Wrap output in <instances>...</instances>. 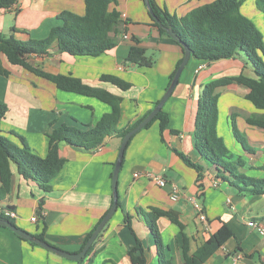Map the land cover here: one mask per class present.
Wrapping results in <instances>:
<instances>
[{
  "label": "crops",
  "instance_id": "crops-1",
  "mask_svg": "<svg viewBox=\"0 0 264 264\" xmlns=\"http://www.w3.org/2000/svg\"><path fill=\"white\" fill-rule=\"evenodd\" d=\"M156 1L181 18L214 0ZM18 2L17 6L0 11V33L24 42L46 38L52 28L63 24L60 19L63 12L85 13V0ZM113 8L120 12L126 29L118 34L120 42L114 49L97 57H76L53 46L49 54L31 55L29 62L48 73L73 75L87 85L121 97L118 128L123 129L156 107L168 90L170 76L184 56L174 39L159 33L143 0H121L116 6L112 5ZM133 38L141 42L147 55L154 60L152 67L138 68L128 62ZM246 60L241 54L211 62L198 71L203 61L190 58L163 106L170 120L163 134L164 140L160 134V122L156 121L150 128L134 135L127 146L118 182L121 207L99 237L98 253L92 264H133L128 251L136 245V236L147 250L148 264H158L154 239L146 229L144 218L137 212L139 209L147 211L150 207L178 214V220L185 225V233L192 239V252L222 223L231 227L234 236L205 264H264V236L248 226L249 221L264 226V196L243 195L212 169H204V179L198 183L196 168L180 155L186 156L193 164H204L195 137L200 96L215 80L241 74L254 77L251 66L245 65ZM1 62L10 72L9 77L0 74V102L8 106L2 129L10 138H14L13 131L23 135L32 151L42 157L48 153L49 139L45 132L50 123L54 124L53 128L67 124L86 130L112 111L110 105L97 98L60 90L52 82L11 65L3 55ZM187 67L190 68L187 70ZM104 74L117 75L131 82L133 87L124 91L103 82L100 78ZM218 92L221 94L219 136L232 153L242 158L248 156L249 165L256 170H249L247 175L264 178V129L247 122L248 118L260 113L246 99L249 89L232 84L218 89ZM232 117L243 135L241 142L234 134ZM121 144L122 139L109 137L98 150L92 151L61 143L59 153L65 164L51 181L50 192H45L35 181L22 178L13 166L12 192L0 202V208L13 207L16 226L32 234L41 231L45 219V240L64 251L78 253L113 205L112 177ZM137 172L161 175L168 183L160 187L145 176L135 178ZM173 185L180 189L177 201L171 199ZM194 198L200 202L208 218V231L198 217ZM34 216L36 222L32 221ZM158 225L167 256L174 264H183L180 228L168 217H161ZM0 264L80 263L41 246H33L9 228L0 226Z\"/></svg>",
  "mask_w": 264,
  "mask_h": 264
},
{
  "label": "trees",
  "instance_id": "trees-1",
  "mask_svg": "<svg viewBox=\"0 0 264 264\" xmlns=\"http://www.w3.org/2000/svg\"><path fill=\"white\" fill-rule=\"evenodd\" d=\"M17 1L19 0H0V11L12 8ZM120 1L85 0V13L83 15L68 11L61 13L60 19L63 24L52 28L49 35L41 40L32 39L24 42L0 33V74L2 76H10V72L3 67L1 62V56L3 55L11 65L21 67L52 82L60 90L94 97L112 107L110 113L104 114L95 126L86 130L67 124L53 128L54 124L50 123L45 132L49 139L48 153L45 157H42L32 151L23 135L13 131L11 134L14 138L7 136L2 129V121L8 112V106L6 103L0 102V202L4 201L12 192L15 180L13 166H16L17 173L22 178L27 181L33 180L45 192H50L52 190L51 181L58 176L65 164V160L60 157L59 153L61 143H66L77 149L98 150L109 137H118L123 140L131 130L136 128L152 112L153 109L135 123L119 129L123 102L121 97L102 88L87 85L80 78L73 75L48 73L29 62L31 55L49 54L53 46L58 47L62 53L76 57H97L114 49L120 42L118 34L126 31L123 27L120 12L114 8L111 9L112 5L116 6ZM143 1L145 2V0ZM246 1L214 0L178 18L166 8L161 7L156 0H150L152 11L160 20L162 26L153 19L151 14L150 16L161 35L170 38L167 29H173L190 48L192 58L211 63L236 58L241 54L245 55L247 59L245 65L251 66L254 77L251 78L241 74L237 77H224L215 80L205 87L200 96L195 137L196 147L204 164H193L186 156L180 155L186 163L196 168L199 175L198 183L204 179V169H212L219 178L230 182L243 195L264 196V178L247 175L244 172L245 170L256 169L247 164L241 156L232 153L218 133V103L221 95L218 89L232 84L243 85L249 89L246 99L260 113L248 118L247 122L264 129V36L255 24L242 14L241 8ZM255 3L257 9L264 14V0H255ZM176 43L184 56L183 47L178 42ZM183 59L184 57L170 76L169 86ZM127 60L138 68H149L154 65V60L147 55V50L135 38L132 40ZM100 80L116 85L124 91L133 87L131 82L114 74H104ZM156 121L160 122V134L162 140H164L163 134L168 128L170 120L163 109L144 129L150 128ZM232 128L236 138L241 142L243 135L233 117ZM119 207H121L120 201ZM13 209V207L7 208L10 211H14ZM137 212L144 218L146 229L154 239L159 264H174L166 254V247L158 225L161 217H168L181 230L183 264H205L234 236L231 227L224 222L217 231L212 233L206 241L199 244L197 249L192 252V239L185 233V225L178 220V214L157 207H150L147 211L139 209ZM0 219L9 220L15 224L14 218L6 216L4 212H0ZM99 223L88 235L79 252L83 250ZM129 228H131L130 224ZM46 229L47 223L44 219L41 231L34 235L38 239L46 241ZM102 232L88 250L87 255L79 261L80 264H92L98 253L96 246ZM21 239L33 246H39L34 242ZM128 255L133 264L149 263L147 250L137 236L136 245L128 251Z\"/></svg>",
  "mask_w": 264,
  "mask_h": 264
},
{
  "label": "water",
  "instance_id": "water-1",
  "mask_svg": "<svg viewBox=\"0 0 264 264\" xmlns=\"http://www.w3.org/2000/svg\"><path fill=\"white\" fill-rule=\"evenodd\" d=\"M145 3H146V6L149 10V13L153 17V19L156 20L160 26H162L160 23V20L156 17V15L152 11V8L150 6V0H145ZM167 32L172 39H174L176 42H178L183 47L184 59H183L181 65L179 66V68L177 69V72H176V74L172 80V83L169 86L164 97L160 100V102L156 105V107L152 110V112L136 128L131 130L123 138L122 144L120 147V151H119V155H118V160L115 164V169H114L113 177H112L113 205L110 208V210L106 213V215L104 216L102 221L99 223V225L97 226V228L95 229V231L93 232L91 237L89 238V240H88L87 244L85 245V247L83 248V250L81 252H78V253H71V252L64 251L60 248H57V247L49 244L46 241H42L41 239H38L34 234L19 228L18 226H16L15 224L10 222L9 220L0 219V226H4V227L9 228L15 234H17L19 237H21L25 240H28L30 242H34V243L38 244L39 246L59 255L61 257H64V258H67V259H70L73 261H81L87 255V252L90 249V247L97 240L100 233L104 230L106 225L109 223V221L111 220V218L114 216V214L117 212V210L119 208V193H118L119 175H120V171H121V168L123 165L125 151L127 149V146L129 144L130 140L132 139V137L134 135H136L138 132L143 130L157 116V114L163 109L164 104L167 102V100L172 95L174 89L176 88V86L179 82L181 74L183 73L185 67L187 66V64L191 58V50L188 47V45L178 37V35L174 32L173 29L169 28V29H167Z\"/></svg>",
  "mask_w": 264,
  "mask_h": 264
},
{
  "label": "built area",
  "instance_id": "built-area-1",
  "mask_svg": "<svg viewBox=\"0 0 264 264\" xmlns=\"http://www.w3.org/2000/svg\"><path fill=\"white\" fill-rule=\"evenodd\" d=\"M18 3H19L18 1L15 2V4L13 6L14 7L17 6ZM125 38H128V36L125 35ZM209 64L210 63L208 61H203L202 64L199 66L198 71H200L201 69H203L204 67H206ZM141 176L147 177L149 180H151L152 182H154L156 185H158L160 187H164L168 183L164 177H162L161 175L152 173V172H144V173L137 172L134 174L135 178H139ZM179 195H180V189L176 185H173L171 199L173 201H177L179 199ZM193 204H194L195 209L197 210L198 217H199L200 221H202V223L204 225L205 230H207V231L210 230L208 218H207L206 214L204 213V211L202 209V205L197 200V198L193 199ZM7 208L6 209L0 208V212H2V213L4 212L6 216L14 218L15 213L13 211L7 210ZM32 221L36 222L37 217L36 216L32 217ZM248 226L250 228H253L254 230H256L262 236H264V226L260 222L249 221Z\"/></svg>",
  "mask_w": 264,
  "mask_h": 264
},
{
  "label": "rangeland",
  "instance_id": "rangeland-1",
  "mask_svg": "<svg viewBox=\"0 0 264 264\" xmlns=\"http://www.w3.org/2000/svg\"><path fill=\"white\" fill-rule=\"evenodd\" d=\"M241 12H242L243 15H245L246 17H248L255 24V26L259 29V31L264 36V14H262L260 11H258L257 6L255 5L254 0H247L244 3V5H243V7L241 9ZM189 68L187 67L186 69L188 70ZM75 128H77V127H75ZM78 129H81V128H78ZM224 143L228 147L226 141H224ZM256 152L259 155V152L258 151H256ZM247 157L243 158V160L247 164H249V161L247 160ZM245 172H248V170H246ZM154 245H155V242H154ZM155 250H156V246H155ZM156 255H157V250H156ZM157 260H158V258H157Z\"/></svg>",
  "mask_w": 264,
  "mask_h": 264
}]
</instances>
